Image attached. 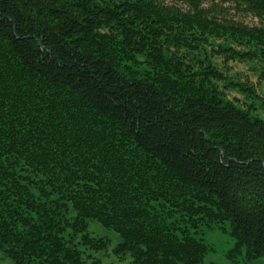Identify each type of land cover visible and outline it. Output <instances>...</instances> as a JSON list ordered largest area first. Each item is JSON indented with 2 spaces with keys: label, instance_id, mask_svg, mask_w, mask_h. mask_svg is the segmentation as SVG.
<instances>
[{
  "label": "trees",
  "instance_id": "obj_1",
  "mask_svg": "<svg viewBox=\"0 0 264 264\" xmlns=\"http://www.w3.org/2000/svg\"><path fill=\"white\" fill-rule=\"evenodd\" d=\"M229 62L264 79V0H0L2 258L102 264L91 220L129 264H204L202 226L264 258V98Z\"/></svg>",
  "mask_w": 264,
  "mask_h": 264
},
{
  "label": "rangeland",
  "instance_id": "obj_2",
  "mask_svg": "<svg viewBox=\"0 0 264 264\" xmlns=\"http://www.w3.org/2000/svg\"><path fill=\"white\" fill-rule=\"evenodd\" d=\"M207 6H209V4ZM224 7L231 9V6L229 5H225ZM229 16L236 21H242L251 26L260 25L257 18L250 15H244L232 9L229 10ZM216 60L219 63L221 62V59L217 58ZM228 65L231 68L230 74L236 75V77L242 81L247 77L252 83H254L258 94L264 98V79L259 80V69L255 67V64L229 62ZM253 68H255V70H252ZM229 96L242 98V96L236 92H231ZM87 232L91 237L100 238L109 243L107 250H104L103 252L92 253L87 251V254H90L92 258L100 260L102 264H129V257H117L112 253V249L121 241L117 233L102 227L99 223L93 220L88 221ZM194 237L202 240L208 248L204 264H264V258L247 261L243 259L242 255H240L239 257H234L236 258L234 260L229 259L228 254L233 248L234 241L229 236L227 229L224 231L219 226H211L210 228L202 226L198 233L194 234ZM0 264L12 263L10 260L2 258V255L0 254Z\"/></svg>",
  "mask_w": 264,
  "mask_h": 264
}]
</instances>
